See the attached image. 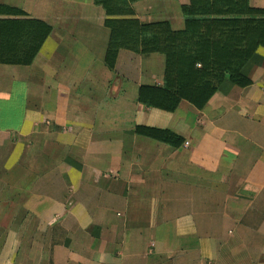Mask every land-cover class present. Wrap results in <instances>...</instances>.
<instances>
[{"label": "crops", "instance_id": "obj_1", "mask_svg": "<svg viewBox=\"0 0 264 264\" xmlns=\"http://www.w3.org/2000/svg\"><path fill=\"white\" fill-rule=\"evenodd\" d=\"M187 4L136 0L109 16L94 0H0V59L36 49L28 65L0 63V195L24 193L0 264H264V47L242 70L249 86L225 81L202 109L172 113L136 101L162 84V55L103 62L106 19L178 30Z\"/></svg>", "mask_w": 264, "mask_h": 264}, {"label": "trees", "instance_id": "obj_2", "mask_svg": "<svg viewBox=\"0 0 264 264\" xmlns=\"http://www.w3.org/2000/svg\"><path fill=\"white\" fill-rule=\"evenodd\" d=\"M94 1L104 7L106 14L115 16L132 14L128 5L136 0ZM180 9L183 26L178 30L167 21H105L109 37L103 62L109 69H113L119 49L162 55V84L140 85L136 101L170 113L183 101L202 109L225 81L249 86L251 80L242 70L257 48L264 47V7H252L249 0H189ZM50 30L47 26L38 46ZM35 52L36 49L30 56L0 59V63L28 65ZM134 131L172 148L184 142L182 136L165 128L135 126Z\"/></svg>", "mask_w": 264, "mask_h": 264}, {"label": "rangeland", "instance_id": "obj_3", "mask_svg": "<svg viewBox=\"0 0 264 264\" xmlns=\"http://www.w3.org/2000/svg\"><path fill=\"white\" fill-rule=\"evenodd\" d=\"M162 187H160L161 189ZM0 195V232L8 227H19L21 224L23 214L21 213V202L24 198V193L20 190L7 191L4 190ZM23 209V208H22ZM144 206L141 207V210ZM30 228L33 226V220L29 219L27 224ZM1 236V235H0ZM2 240H0L1 246ZM48 254H46V257Z\"/></svg>", "mask_w": 264, "mask_h": 264}]
</instances>
